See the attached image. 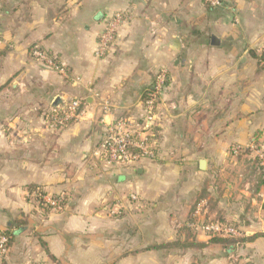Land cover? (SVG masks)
<instances>
[{"label":"crops","instance_id":"obj_1","mask_svg":"<svg viewBox=\"0 0 264 264\" xmlns=\"http://www.w3.org/2000/svg\"><path fill=\"white\" fill-rule=\"evenodd\" d=\"M119 12L115 44L98 56ZM35 45L68 76L36 60ZM263 52L264 0H0V232L24 223L0 264H264V244L237 258L186 226L230 219L232 152L264 134ZM162 69L155 158L108 163L107 124L140 121ZM72 98L87 100L85 114L52 128L51 108ZM33 186L66 193L63 209L44 208Z\"/></svg>","mask_w":264,"mask_h":264},{"label":"built area","instance_id":"obj_2","mask_svg":"<svg viewBox=\"0 0 264 264\" xmlns=\"http://www.w3.org/2000/svg\"><path fill=\"white\" fill-rule=\"evenodd\" d=\"M212 7L222 5V0H206ZM123 15L116 13L107 21L105 30L101 34L96 54L104 56L115 44L117 36V25ZM31 55L45 66L54 69L62 75L68 76L64 64L56 61L54 57L42 50L38 45L33 46ZM264 64V61H263ZM77 83L82 82L81 77H74ZM168 74L165 69L160 70L153 84L146 90L143 109L140 114V121H130L127 119L113 120L107 124L106 132L100 145V156L110 164L136 166L143 159H153L156 156V147L151 139L153 128L159 126L161 115V97L167 86ZM87 100L85 98H72L53 106L48 114V123L52 128L64 126L71 120H76L83 116L87 110ZM102 107L105 113L110 111V103L104 100ZM240 146L234 148L238 152ZM38 202L46 204L52 210H62L65 205L66 193H61L57 197L48 196L41 188L33 191ZM136 199V196H133ZM188 226L195 230H200L209 236H238L243 233L235 226L224 223L220 220H207L204 222H188ZM10 237L5 233H0V256H5L9 251ZM45 264V263H35Z\"/></svg>","mask_w":264,"mask_h":264},{"label":"rangeland","instance_id":"obj_3","mask_svg":"<svg viewBox=\"0 0 264 264\" xmlns=\"http://www.w3.org/2000/svg\"><path fill=\"white\" fill-rule=\"evenodd\" d=\"M252 146L250 153H247L246 149H242L241 147L237 153L232 152L234 161L238 162L239 165H236L233 170L231 169V172L234 173L231 175L232 178L230 182L233 184L234 189L230 196L233 208H229L227 211L231 214L230 219L220 217L219 215H213V217L208 215L202 219V222H204V220L216 219L230 220L239 227V230L243 233L235 237L255 234L261 232L260 230L264 231V134L260 137H256ZM239 161H241V163ZM222 166L226 168V165ZM257 186L262 187V197L255 196L254 190ZM243 211L245 215L241 217L240 213ZM244 244H264V236H260L256 238L255 241ZM243 251L241 247L236 250L237 258L239 254H243L244 256ZM249 263H251V261H249Z\"/></svg>","mask_w":264,"mask_h":264},{"label":"trees","instance_id":"obj_4","mask_svg":"<svg viewBox=\"0 0 264 264\" xmlns=\"http://www.w3.org/2000/svg\"><path fill=\"white\" fill-rule=\"evenodd\" d=\"M205 2H206V0H205ZM206 4L210 7H212L208 2H206ZM32 48H33V46H32ZM256 56H257V54H256ZM257 58H258L259 62L261 61L263 63L264 52L262 54H259L257 56ZM144 98H145V96H144ZM259 146H260V144H259ZM38 188H39L38 186H33V187H30L29 189H30V191H34ZM42 206L44 208H46L47 210L50 209V207L46 204H42ZM23 224H24L23 222L22 223L20 222L17 226L11 225L6 231L0 232V233H5L10 237L9 245L12 242V240L14 239L15 235L19 234L23 231V227H24ZM186 226H187V228H190L188 226V224H186ZM260 236H264V231L257 232V233L252 234V235H245L242 237H235V236L225 237V236L216 235V236L212 237L211 241L214 243L223 245L228 250V252H236V250L239 246L243 245L244 243L253 242L256 238H258ZM51 259H55V257L53 255H51Z\"/></svg>","mask_w":264,"mask_h":264},{"label":"water","instance_id":"obj_5","mask_svg":"<svg viewBox=\"0 0 264 264\" xmlns=\"http://www.w3.org/2000/svg\"><path fill=\"white\" fill-rule=\"evenodd\" d=\"M213 40H216V38L213 37ZM200 164H201V168L205 169V168H206V165H207V160L202 159V160L200 161Z\"/></svg>","mask_w":264,"mask_h":264}]
</instances>
